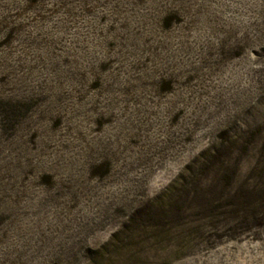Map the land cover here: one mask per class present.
Instances as JSON below:
<instances>
[{
	"label": "rangeland",
	"instance_id": "obj_1",
	"mask_svg": "<svg viewBox=\"0 0 264 264\" xmlns=\"http://www.w3.org/2000/svg\"><path fill=\"white\" fill-rule=\"evenodd\" d=\"M0 264H264V0H0Z\"/></svg>",
	"mask_w": 264,
	"mask_h": 264
},
{
	"label": "trees",
	"instance_id": "obj_2",
	"mask_svg": "<svg viewBox=\"0 0 264 264\" xmlns=\"http://www.w3.org/2000/svg\"><path fill=\"white\" fill-rule=\"evenodd\" d=\"M168 23H169V22H168V20H167V21H166V23H165V25L167 26V25H168Z\"/></svg>",
	"mask_w": 264,
	"mask_h": 264
}]
</instances>
